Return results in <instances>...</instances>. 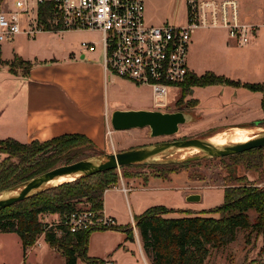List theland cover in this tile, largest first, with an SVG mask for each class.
<instances>
[{
    "label": "crops",
    "instance_id": "obj_1",
    "mask_svg": "<svg viewBox=\"0 0 264 264\" xmlns=\"http://www.w3.org/2000/svg\"><path fill=\"white\" fill-rule=\"evenodd\" d=\"M237 1L242 20L257 26V31L250 41V46L238 47L245 48L244 54H250L251 57H254V64L257 65L258 70H262L264 68V13L262 10L257 11L244 7L243 0ZM201 36L209 38L208 41L211 46H219L220 49L224 50L227 57L233 49L232 44L234 41L228 38L225 31L215 30L196 33L191 38L187 53V64L191 72L196 75L212 72L215 75L239 81L240 85L214 84L205 87H194L188 95L189 99L196 100V105L191 109L194 123L207 124L214 127L212 128L214 130L234 126L248 128L249 126L238 125L247 124L253 120L255 114L251 110L257 107V95L262 93L250 91L243 84L260 83V81L254 82L250 78L230 76L229 72L224 69L205 71L197 69L195 56L200 51L198 38ZM1 49L2 44H0V67L3 68L2 82H0V139L13 138L21 143H29L34 140L45 141L62 134L77 133L86 136L93 143L98 154H109L139 147L133 145L118 148L111 144V150L108 149L107 135L112 141V137L116 139L122 131L143 129L114 130L110 125V116L115 110H156L153 106L151 90V105L141 99L137 100L135 105H117V102H120L117 99L120 92H125L124 85L130 84L133 86L132 88L144 85H136L123 79L106 78L103 67V53L100 57H97L94 56L95 51L90 50L81 54L79 58L69 55L64 61H32V65L24 72L16 69L15 72H10L9 62L15 56L25 62L27 61L17 55L13 49H11L10 54L6 55ZM108 83H111L110 89ZM109 93L115 96L113 100H117L116 105L115 103L113 106L108 105ZM204 100L207 101L205 104ZM236 116L244 119H233ZM217 121L219 122L215 123ZM144 129H147L149 134V128L144 127ZM245 176L247 180L264 190V163L259 172H245ZM175 177L176 174H172L168 179L153 176L142 179L134 176L130 178L129 182L126 181L127 186L123 178H120L115 185L105 189L102 212L110 216L116 226L131 224L132 238L128 239L127 233L121 230L92 231L87 241V255L110 261L112 264H151L150 259L143 252L139 233L133 220L134 215L142 213L149 207L141 209L140 201L133 199L131 202L136 209L134 213L126 192L134 189L151 188L148 184L159 185V182L172 181ZM122 187L127 190L124 192L121 189ZM189 194H197V192H185V200ZM117 199L120 203L122 201L125 203L124 207L128 213V219H119L118 212L115 209ZM35 248L38 249V257L42 261L46 257L57 264H64L63 257L50 243L45 241L42 235L27 249L28 254L25 253L23 259L19 260L17 264H26V259H29ZM135 252L138 253L142 262L134 257ZM35 256H37L36 253L32 257ZM133 257L134 259H132ZM80 261L86 264L81 259H77L76 264H80Z\"/></svg>",
    "mask_w": 264,
    "mask_h": 264
},
{
    "label": "trees",
    "instance_id": "obj_2",
    "mask_svg": "<svg viewBox=\"0 0 264 264\" xmlns=\"http://www.w3.org/2000/svg\"><path fill=\"white\" fill-rule=\"evenodd\" d=\"M47 4L45 2L39 5V20L47 17L45 11ZM16 66H21L25 70L29 68L27 62L15 56L14 60L9 62V71L15 72ZM214 84L239 86L240 82L212 72L201 75L190 72L180 83L176 104L179 99L189 95L194 87ZM243 86L250 91L261 92L264 97V79L260 83H244ZM190 101L196 103L194 99ZM261 102L264 106V98ZM260 148L262 147L246 151H258ZM85 150L96 151L86 136L77 133L62 134L45 141L34 140L29 143H21L13 138L0 139V153L6 155L0 161V192L57 166L86 159L90 155H86ZM257 153L254 163L253 159H250V167L254 165L260 171L264 163V154ZM188 162H170L168 165L180 167ZM139 165L147 164L126 165L118 169L122 170V175L126 177L125 169ZM152 167L155 168V174L150 176L162 179H168L170 173L178 171L176 168H170L169 171L162 172V168L155 164ZM118 169L62 182L1 209L0 232L16 233L21 240L23 252L42 235L63 257L64 264H76L77 259L83 260L86 264H105L106 260L90 257L86 253L90 233L105 229L121 230L127 233L128 239H131V224L125 226L114 224L73 233L62 229V234L56 235L54 229H61L60 224L47 228L39 220V215L57 213L62 218L64 214L74 210H102L103 193L119 180ZM171 211L173 210L166 206L154 205L133 216L143 252L151 264H207L210 250L221 249L234 241L238 229L248 230L246 238L253 233H264V190L253 183L226 186L223 189L222 203L208 211L194 213L187 210V215L184 216H165Z\"/></svg>",
    "mask_w": 264,
    "mask_h": 264
},
{
    "label": "rangeland",
    "instance_id": "obj_3",
    "mask_svg": "<svg viewBox=\"0 0 264 264\" xmlns=\"http://www.w3.org/2000/svg\"><path fill=\"white\" fill-rule=\"evenodd\" d=\"M243 1L245 3L244 7L257 11L262 10L264 13V0ZM10 2L11 0H0V10H7ZM144 20L151 25H159L165 22L177 25L182 24L184 22L183 0H145ZM215 30H222L227 33L225 29H197L192 36L199 32ZM208 40L210 39L205 36L198 38V41L200 42V51L199 54L195 56L197 60V69L200 71L224 69L226 72H229L230 76L246 77L254 82H261L264 79V68L258 70L257 65L254 64V57H251L250 54H244L245 48L238 47L233 42L232 52L227 57V53L224 50L220 49L219 46H211ZM83 42L93 43L92 51H95L94 56L100 57L102 55L101 34L97 31L40 32L33 36L20 33L15 35L9 43H2L1 51L6 55L10 54L11 49H13L17 55L26 59L30 67L32 61L58 62L64 61L69 55L79 58L81 54L90 51L83 46ZM249 44L247 46H250ZM21 66L25 67V65ZM21 66H16L15 69L24 72L25 68H22ZM2 69L1 66L0 82H2ZM115 79L120 78L115 77ZM116 81L118 82V80ZM124 86L125 88H123L125 89V92H120V95L117 98L120 102H117V105H135V102L139 99L147 101V104L151 105L150 89L147 86H138L134 88H132L133 86L130 84ZM108 88H111V83H108ZM179 93V90L169 88L167 95L169 106L166 109L160 110L167 112L183 110L192 113L191 109L196 103L191 102V99L186 95L184 99H179V102L176 104V101L179 98ZM257 96V107L252 108L251 110L255 114V117L249 123L238 126H260L264 130V106L261 102V99L264 97L260 93ZM113 97L115 96L109 93L107 101L109 106H113L114 103L116 105L117 100H113ZM206 102L207 101L204 100V104ZM233 119L244 118L236 116ZM218 122L219 121L215 123ZM212 128L214 127L207 124L203 125L202 123H194L192 120L180 125L178 131L173 135L157 137H150L147 129L144 128L130 129L119 133L116 139L112 137L113 142L107 135L108 149L111 150V144H114V146H117L118 148H126L133 145L145 147L156 143L186 138L207 140L206 137H208L209 141L222 138V136L218 134V131L226 128L220 130H214ZM262 131L254 134L253 137L260 134ZM170 151L171 150L165 151L152 159L156 161L155 163H148L147 165H139L125 169L127 173L126 177L122 175V170H117L118 178H123L125 185L127 186L126 181L129 182L130 178L134 176L145 179L147 176L149 177L151 174H155V168L152 167L154 164L162 168V172L169 171L168 169L170 168L178 169L177 172H172L168 175L167 178L172 174H176V177L172 181L166 180L159 182V185L148 184L151 188L147 189L128 190L126 193L131 205L133 199L140 201L141 209L152 205L163 204L173 210L165 215L168 217L187 215V210L193 211L194 213L208 211L222 203L223 189L226 186H243L245 184H252V182L247 180L245 172H259L254 165H252L253 167H250V159H253L254 163L255 157L258 154L257 152H262L264 154V147L260 148L258 151H246L223 157H205L202 155V152L197 151L195 155H197L198 158L187 161L184 160L185 158H171L185 156L188 152ZM84 153L90 155L86 158L89 159L96 156V153L98 152L94 150H85ZM5 157V154L0 153V161ZM180 161L190 162L185 166L180 167L168 165L170 162L178 163ZM49 185L53 186L56 184L51 183ZM9 191V189H6L0 192V194L3 196L11 194ZM185 192H197V194L200 195V199L196 202H187L184 199ZM124 204L123 201L120 203L117 199L115 209L118 212L117 215L120 220L128 219V213L125 211ZM131 209L135 213L136 209L133 205L131 206ZM57 215V213H50L49 218L51 220H56ZM250 217H252V214H250ZM247 233L248 230L238 229L234 241L221 249L210 250L211 252L207 258V264H264V233H253L246 238ZM20 241L21 240L16 233L0 232V264L3 262L6 264H17L19 260L23 259L22 257L28 252V250L26 249L25 252H23ZM42 244L44 243L42 242ZM43 246L45 247L46 245ZM38 252V249L35 248L29 259H26V264H57L55 261L47 259L46 257L44 258V261H42L41 258L38 257ZM35 253L37 256L32 257ZM134 257L137 258L139 262H142V259L137 252H135ZM134 257L132 259H134ZM132 259L131 261L134 262ZM80 264L84 263L81 262Z\"/></svg>",
    "mask_w": 264,
    "mask_h": 264
},
{
    "label": "built area",
    "instance_id": "obj_4",
    "mask_svg": "<svg viewBox=\"0 0 264 264\" xmlns=\"http://www.w3.org/2000/svg\"><path fill=\"white\" fill-rule=\"evenodd\" d=\"M47 2V17L38 19L39 5ZM145 0H11L0 10V44L20 33L97 31L101 34L106 78H120L148 86L156 110L166 109L168 89L180 91L191 72L187 65L191 36L197 29H225L237 46H247L257 26L242 20L237 0H183L184 22L151 25L144 20ZM88 50L93 43H82ZM164 111V110H160ZM109 134V132H108ZM124 192L125 187L121 188ZM39 220L56 235L114 225L102 210H74L51 220ZM41 236V235H40ZM105 264H112L110 261Z\"/></svg>",
    "mask_w": 264,
    "mask_h": 264
},
{
    "label": "water",
    "instance_id": "obj_5",
    "mask_svg": "<svg viewBox=\"0 0 264 264\" xmlns=\"http://www.w3.org/2000/svg\"><path fill=\"white\" fill-rule=\"evenodd\" d=\"M192 120V114L183 110L173 112L160 110H115L110 116V125L114 130L148 127L149 136L157 137L173 135L178 131L180 125ZM183 147L197 148L205 157H223L253 148L264 147V130L246 142L230 146H215L207 140L186 138L156 143L145 147L130 148L110 154H99L89 159L60 165L9 188L11 194L4 196L0 194V210L51 187L48 183L61 176H73V179H75L110 169H118L121 166L155 163L156 161L152 159L159 154ZM197 158L198 156L195 155L184 160ZM199 199L200 195L198 194H189L186 197L188 202H196Z\"/></svg>",
    "mask_w": 264,
    "mask_h": 264
},
{
    "label": "bare ground",
    "instance_id": "obj_6",
    "mask_svg": "<svg viewBox=\"0 0 264 264\" xmlns=\"http://www.w3.org/2000/svg\"><path fill=\"white\" fill-rule=\"evenodd\" d=\"M263 128L260 126H252L248 128H240V127H228L226 129L218 131V134L222 136V138L219 139H213L210 140L208 137H206L207 141L212 143L215 146H230L242 142H246L249 139L253 138V135L262 131ZM188 152L187 155L181 156V157H176V158H171V159H183V158H188V157H193L197 153L198 149L197 148H189V147H183V148H178L171 150L170 152ZM170 158V157H167ZM74 177L73 176H61L57 179H54L50 181L48 184H58L61 182L69 181L72 180Z\"/></svg>",
    "mask_w": 264,
    "mask_h": 264
},
{
    "label": "flooded vegetation",
    "instance_id": "obj_7",
    "mask_svg": "<svg viewBox=\"0 0 264 264\" xmlns=\"http://www.w3.org/2000/svg\"><path fill=\"white\" fill-rule=\"evenodd\" d=\"M171 141H173V140H171Z\"/></svg>",
    "mask_w": 264,
    "mask_h": 264
}]
</instances>
